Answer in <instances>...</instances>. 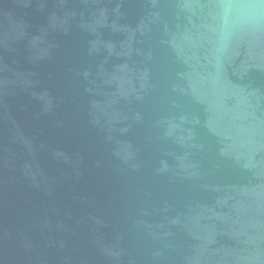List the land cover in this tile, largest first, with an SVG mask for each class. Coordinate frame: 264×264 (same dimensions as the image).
<instances>
[{
    "label": "water",
    "instance_id": "95a60500",
    "mask_svg": "<svg viewBox=\"0 0 264 264\" xmlns=\"http://www.w3.org/2000/svg\"><path fill=\"white\" fill-rule=\"evenodd\" d=\"M0 264H264V0H0Z\"/></svg>",
    "mask_w": 264,
    "mask_h": 264
}]
</instances>
